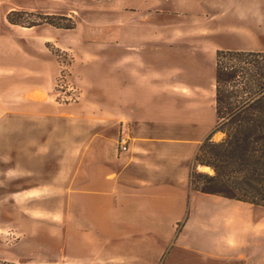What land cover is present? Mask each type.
Listing matches in <instances>:
<instances>
[{
  "label": "rangeland",
  "instance_id": "1",
  "mask_svg": "<svg viewBox=\"0 0 264 264\" xmlns=\"http://www.w3.org/2000/svg\"><path fill=\"white\" fill-rule=\"evenodd\" d=\"M218 50L264 52V0H0V264H83L64 258L56 247L60 239L52 243L42 225L49 221L42 209L52 202L13 196L53 173L63 158L61 147L75 139L60 130L59 121L49 122L45 153L15 158L28 140L19 143L23 123L14 116L69 112L87 115L88 122L81 121L85 130L95 118L113 125L129 110L126 98L150 96L139 90V73L152 66L166 70L158 94L162 108L177 110L182 95L190 100L194 91L183 87L205 86L195 92L211 100L214 125ZM122 132L128 135L121 123ZM223 137L219 131L212 139ZM30 139L38 142L34 135ZM27 156H36L31 174L24 167ZM199 165L193 169L210 173ZM195 180L202 185L201 178ZM236 205L243 211L238 220L223 210L213 216L219 224L242 227L235 235H199L187 230L186 217L163 249L149 239L142 249L99 250L85 264H264V207ZM227 236H234L229 252L223 250ZM194 238L202 249L190 247ZM214 243L216 253L208 251Z\"/></svg>",
  "mask_w": 264,
  "mask_h": 264
},
{
  "label": "crops",
  "instance_id": "2",
  "mask_svg": "<svg viewBox=\"0 0 264 264\" xmlns=\"http://www.w3.org/2000/svg\"><path fill=\"white\" fill-rule=\"evenodd\" d=\"M139 74L144 80V87L139 90L150 91V96L143 99L138 94L126 98L129 110L113 121V125H104L99 118L91 119L90 130L86 132L81 121L88 122L87 115L65 112L14 116L15 121L25 124L18 127L19 143L28 140V146L15 151V158L20 154L45 153L46 132L48 135L52 130L49 122L59 121L60 130L66 136L71 133L70 138L75 139L61 147L63 158L53 173H45L43 181L13 192L20 199L37 197L53 203L52 207L42 209L49 218L42 225L52 243L55 238L60 239L56 247L65 253L64 258L85 264L99 255V250L119 245L142 249L149 239L153 240L154 248L163 249L164 244L172 243L177 224L186 217L187 230H196L199 235H235L242 229L233 223L219 224L213 216L223 210L235 214L238 220V216L243 217V211L236 204L244 202L203 193L191 186L196 154L215 125L211 100L207 103L205 97L201 99L195 92L205 91L206 87L197 84L183 87L182 90L189 87L194 91L191 99L182 95L177 110L171 106L164 109L158 94L166 70L149 66ZM133 82L132 88L137 79ZM214 87L216 96V84ZM121 123L128 127L130 145L122 153L117 149ZM33 135L38 142L31 141ZM68 155L72 157L70 164ZM35 157L32 160L27 156L28 164L24 167L28 174L36 169ZM60 202L57 210L55 206ZM231 237L234 236L225 237V252L230 250ZM199 241L194 238L190 247L202 249L204 245ZM218 250L215 243L208 248L213 253Z\"/></svg>",
  "mask_w": 264,
  "mask_h": 264
},
{
  "label": "trees",
  "instance_id": "3",
  "mask_svg": "<svg viewBox=\"0 0 264 264\" xmlns=\"http://www.w3.org/2000/svg\"><path fill=\"white\" fill-rule=\"evenodd\" d=\"M215 79L216 122L194 161L214 173L192 169L191 186L264 207V52L218 50ZM219 131L224 137L214 141Z\"/></svg>",
  "mask_w": 264,
  "mask_h": 264
},
{
  "label": "built area",
  "instance_id": "4",
  "mask_svg": "<svg viewBox=\"0 0 264 264\" xmlns=\"http://www.w3.org/2000/svg\"><path fill=\"white\" fill-rule=\"evenodd\" d=\"M130 148L129 145V137L126 133L122 132L119 135L118 141H117V149L119 152H127Z\"/></svg>",
  "mask_w": 264,
  "mask_h": 264
},
{
  "label": "bare ground",
  "instance_id": "5",
  "mask_svg": "<svg viewBox=\"0 0 264 264\" xmlns=\"http://www.w3.org/2000/svg\"><path fill=\"white\" fill-rule=\"evenodd\" d=\"M199 170H201V171H208V172H210V173H213V170H212V168H210V167H208V166H205V165H199Z\"/></svg>",
  "mask_w": 264,
  "mask_h": 264
}]
</instances>
